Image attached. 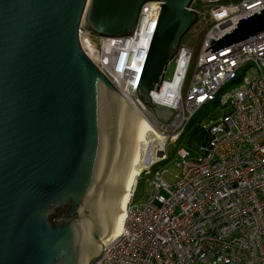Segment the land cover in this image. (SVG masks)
<instances>
[{
    "label": "water",
    "instance_id": "1",
    "mask_svg": "<svg viewBox=\"0 0 264 264\" xmlns=\"http://www.w3.org/2000/svg\"><path fill=\"white\" fill-rule=\"evenodd\" d=\"M150 2L162 9L136 92L169 124L177 110L151 92L199 21L195 0H0V264H97L121 234L141 141L153 128L81 37H133ZM262 32L264 11L211 49Z\"/></svg>",
    "mask_w": 264,
    "mask_h": 264
},
{
    "label": "built area",
    "instance_id": "2",
    "mask_svg": "<svg viewBox=\"0 0 264 264\" xmlns=\"http://www.w3.org/2000/svg\"><path fill=\"white\" fill-rule=\"evenodd\" d=\"M161 4L147 3L141 12L137 31L157 20L152 31L146 30L150 43ZM191 10L199 21L187 35L194 39L204 32L200 52L196 55L182 41L172 79L164 78L160 91L151 92L155 104L177 110L173 120L160 122L139 100V71L135 83L125 80L132 101L125 97L146 113L165 143L161 157L142 172L151 177L146 202H134L136 189L121 236L97 264H264V32L220 51L211 49L242 20L263 12L264 0H195ZM137 31L122 39L134 40ZM84 50L104 72L91 48ZM127 50L126 44L111 52L124 79L130 77L124 67ZM206 107L223 114L214 120L208 115L211 122L205 124L196 116ZM194 122L200 133L197 158L190 147ZM169 154L180 170L174 181L162 168Z\"/></svg>",
    "mask_w": 264,
    "mask_h": 264
},
{
    "label": "bare ground",
    "instance_id": "3",
    "mask_svg": "<svg viewBox=\"0 0 264 264\" xmlns=\"http://www.w3.org/2000/svg\"><path fill=\"white\" fill-rule=\"evenodd\" d=\"M156 21V19L151 21L150 25L146 26V28H139L136 38L132 41L128 40L129 38L119 40L107 39L102 58L98 59L99 54L95 50H93L91 54L94 60H100L103 67H105L107 72L112 75V81L114 82V84L130 101H132V99L130 98L131 93L128 91V83L136 82V74L140 72V68L142 67V53H144L150 45V35L146 30L152 31L154 29L153 27L156 24ZM152 23L154 24L152 25ZM126 44L128 45L127 51L130 55V57L127 59V62L124 64L125 73H128L130 76L128 79H124V74L122 75L118 72L119 68L118 71H116L117 64L113 65L111 62L112 55L108 56L112 51H117L119 50V48L124 47ZM121 64L122 63L120 61L119 66H121ZM125 80H128V83H126ZM139 113L151 125V127L153 128L152 134L157 136V138H151L152 140L149 139L148 141H141L139 159L134 167V171L136 174L130 186L129 193H127L125 197L122 208L121 234L125 228V224L128 218L129 205L134 197L142 172L147 169L153 162L158 160L159 157H161L162 147L165 143V138L158 132V129L153 124L151 119H148L146 113L143 110H141ZM121 234L119 236H121Z\"/></svg>",
    "mask_w": 264,
    "mask_h": 264
},
{
    "label": "rangeland",
    "instance_id": "4",
    "mask_svg": "<svg viewBox=\"0 0 264 264\" xmlns=\"http://www.w3.org/2000/svg\"><path fill=\"white\" fill-rule=\"evenodd\" d=\"M106 40L107 39H103V38H97V39L94 38L93 40H89V38H87L85 36H82V38H81V41L83 43L84 48L86 50L91 48V51L95 50L99 54L98 59L103 57L104 50H105V43L107 42ZM111 40H119V39H111ZM203 40H204V32H202L199 36H197L194 39L193 38L191 39V37L186 35L185 38L183 39V42L188 44L190 47H192L196 51V55H198L200 52V48L202 47ZM89 42H91V46L89 45ZM111 55H112L111 56V58H112L113 54H111ZM108 56H110V55H108ZM116 56H117V54H116ZM112 64L114 65L113 62H112ZM100 66L103 68L104 73L106 75H108V77L112 80V76H110V74L107 72L105 67H103L101 62H100ZM174 71H175V64H174V62H171L167 68L165 80L170 81L174 75ZM233 88L234 87H230V89H228L227 91H230ZM222 114H223V111L219 108L213 107V108L208 110L206 107L200 111V113L196 116V118L199 117V120H201L205 124H208L211 122V120L206 118L208 115L210 116V118L212 120H214V118L221 117ZM151 138L152 139L157 138V136L151 134L149 139H151ZM163 148H164V146H163ZM191 152H192L194 158L198 157V155H199L198 148H194V149L191 148ZM169 155L168 156L170 157V160L167 161L166 163L162 164V168L168 170L166 178L170 181H174L173 176L178 175L180 173V170L178 169V167L175 164L176 158L173 157L172 154H169ZM150 179H151V177H146L143 175H142V178L139 179V183L137 186V191H136V195H135V199H134V202L136 204L142 205L146 202V197L144 194H145L146 189L148 188V181Z\"/></svg>",
    "mask_w": 264,
    "mask_h": 264
},
{
    "label": "trees",
    "instance_id": "5",
    "mask_svg": "<svg viewBox=\"0 0 264 264\" xmlns=\"http://www.w3.org/2000/svg\"><path fill=\"white\" fill-rule=\"evenodd\" d=\"M195 124H196V123L194 122V123L192 124V126L190 127V131L194 129V132H193L194 134H193V136H196V135L198 134V131H199L197 128H194Z\"/></svg>",
    "mask_w": 264,
    "mask_h": 264
}]
</instances>
